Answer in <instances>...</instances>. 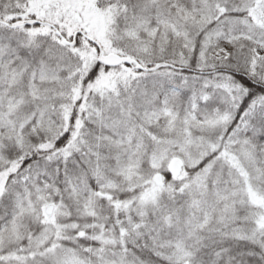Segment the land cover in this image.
Listing matches in <instances>:
<instances>
[{"label": "snow or ice", "instance_id": "obj_1", "mask_svg": "<svg viewBox=\"0 0 264 264\" xmlns=\"http://www.w3.org/2000/svg\"><path fill=\"white\" fill-rule=\"evenodd\" d=\"M0 264H264V0H0Z\"/></svg>", "mask_w": 264, "mask_h": 264}]
</instances>
